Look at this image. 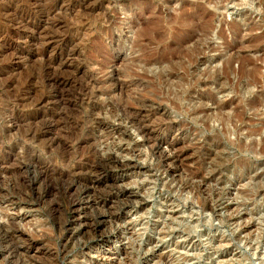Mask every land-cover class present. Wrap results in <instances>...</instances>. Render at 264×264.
<instances>
[{"label": "rangeland", "instance_id": "1", "mask_svg": "<svg viewBox=\"0 0 264 264\" xmlns=\"http://www.w3.org/2000/svg\"><path fill=\"white\" fill-rule=\"evenodd\" d=\"M29 1L0 0V264H264V0Z\"/></svg>", "mask_w": 264, "mask_h": 264}, {"label": "bare ground", "instance_id": "2", "mask_svg": "<svg viewBox=\"0 0 264 264\" xmlns=\"http://www.w3.org/2000/svg\"><path fill=\"white\" fill-rule=\"evenodd\" d=\"M32 1V0H31ZM31 1H29V2H31ZM36 1V0H35ZM70 1V0H69ZM85 1V0H84ZM91 1V0H90ZM243 1V3L244 4H246L247 6H248V2H247V0H242ZM33 2V1H32ZM43 2V1H42ZM83 2V1H82ZM241 2V1H240ZM251 2V1H250ZM34 3V2H33ZM63 3V2H62ZM87 3V2H86ZM263 3V0H260L259 1V6L261 5ZM35 4H36V2H35ZM99 4V3H98ZM101 4V3H100ZM243 5V4H242ZM250 7V6H249ZM62 8V7H61ZM51 9V8H50ZM51 11V10H50ZM55 11V10H54ZM33 12V11H32ZM31 12V13H32ZM48 12V11H47ZM52 12H53V10H52ZM34 13V12H33ZM32 15V14H31ZM34 15V14H33ZM35 15H36V13H35ZM39 15V14H38ZM52 15H53V13H52ZM263 15H264V13H263ZM40 16H41V14H40ZM34 17H36V16H34ZM47 17H49L48 15H47ZM41 18V17H40ZM43 19V18H42ZM46 20V19H45ZM44 21V20H43ZM36 22V21H35ZM43 24V23H42ZM46 24V23H45ZM51 38V37H50ZM56 38V37H55ZM51 39H53V38H51ZM50 39V40H51ZM49 40V41H50ZM56 40V39H55ZM54 40V41H55ZM52 43V42H51ZM58 44V43H57ZM51 46V45H50ZM54 46V45H53ZM56 47V46H55ZM59 52V51H58ZM62 57V56H61ZM53 66V65H52ZM63 66V65H62ZM162 70V69H161ZM160 72H158V74H159ZM162 75V74H161ZM161 78V77H160ZM215 78V77H214ZM216 81V80H215ZM205 82V81H204ZM208 82V81H207ZM210 82V81H209ZM213 82V81H212ZM220 82V81H219ZM225 82V81H224ZM240 82V81H239ZM238 82V83H239ZM249 82V81H248ZM206 83V82H205ZM204 83V84H205ZM217 83V82H216ZM245 83V82H244ZM255 83V82H254ZM202 84V83H201ZM223 84V83H222ZM228 84V83H227ZM230 84V83H229ZM237 84V83H236ZM257 84V83H256ZM213 85V84H212ZM217 85V84H216ZM247 85V84H246ZM201 86V85H200ZM219 86V85H218ZM229 86V85H228ZM231 86H233V85H231ZM235 86V85H234ZM242 86V85H241ZM245 86V85H244ZM257 86V85H256ZM206 87V86H205ZM225 87V86H224ZM227 87V86H226ZM225 87V88H226ZM230 87V86H229ZM236 87H238V86H236ZM239 87H240V85H239ZM249 87H252V86H249ZM248 87V88H249ZM184 88V87H183ZM182 88V89H183ZM217 88V87H216ZM242 88H243V86H242ZM242 88H240V89H242ZM247 87H245V89H246ZM247 88V89H248ZM186 89H187V87H186ZM185 89V90H186ZM221 89H223V87L221 88ZM220 89V90H221ZM229 89V88H228ZM231 89V88H230ZM236 89V88H235ZM246 89V90H247ZM224 90V89H223ZM243 90V89H242ZM225 91V90H224ZM237 91V90H236ZM245 91V90H244ZM189 92V91H188ZM238 92V91H237ZM240 92V91H239ZM220 93H222V92H220ZM226 93V92H225ZM241 93V92H240ZM110 94V93H109ZM184 94V93H183ZM199 94H201V93H199ZM198 94V95H199ZM213 94V93H212ZM231 94V93H230ZM239 94V93H238ZM181 95V94H180ZM211 95V94H210ZM214 95V94H213ZM225 95V94H224ZM241 95V94H240ZM242 95H243V92H242ZM255 95V94H254ZM244 96V95H243ZM243 96H242V99H243ZM256 96V95H255ZM258 96V95H257ZM211 97H213V96H211ZM215 97V96H214ZM241 97V96H240ZM254 97V96H253ZM261 98V97H260ZM194 100V99H193ZM210 100V99H209ZM248 100V99H247ZM200 101V100H199ZM206 101V100H205ZM211 101H213V100H211ZM253 101V99L250 101V102H252ZM255 101V100H254ZM258 102H259V100H258ZM172 103H174V102H172ZM198 103V102H197ZM256 103V102H255ZM176 104V103H175ZM199 104V103H198ZM201 104V103H200ZM227 103H224V102H218V103H216V113L215 114H213L214 112V109H213V113L211 112H209L210 114H207V115H205V120H214V119H217V121L219 120V121H221L220 123L221 124H223V126H224V128L227 130V129H229L228 128V124L230 123L229 121H231L233 118H234V115H232V114H229V113H224L222 110V108L226 105ZM253 104V103H252ZM251 104V105H252ZM196 104H194V106H195ZM202 105L203 106H201L202 108L204 107V106H206V105H204L203 103H202ZM250 105V106H251ZM125 106V105H124ZM193 106V109H191L192 108V106H191V110L193 111V112H199V111H202L203 109L200 107H198L199 105H197L196 107H194ZM249 106V107H250ZM254 106V105H253ZM183 109V108H182ZM253 109V108H252ZM187 111V110H186ZM191 111V112H192ZM205 112H208V111H205ZM226 112V111H225ZM190 113V112H189ZM134 114V113H133ZM192 114V113H191ZM195 115V114H194ZM197 115H199L198 113H197ZM198 117V116H197ZM203 117L204 116H202L201 118L203 119ZM194 118V117H193ZM200 118V119H201ZM197 119V118H196ZM242 119V118H241ZM137 120V119H136ZM218 121V122H219ZM250 121V120H249ZM210 122V121H209ZM235 122V121H234ZM201 123V122H200ZM219 123V124H220ZM137 124V123H136ZM55 125H57V124H55ZM245 125V124H244ZM246 126H248V125H246ZM258 126V125H257ZM264 125H262V127H263ZM101 127H102V125H101ZM136 128V131L141 135V136H145L146 134H147V129L145 128V127H143V126H141V125H137V127H135ZM254 128V127H253ZM241 129H243V128H241ZM240 129V130H241ZM250 129V128H249ZM248 129V130H249ZM223 130V129H222ZM262 130V129H261ZM225 131V130H224ZM235 131H237V130H235ZM254 131H257V130H254ZM254 131H249V134H252ZM230 133H231V131H229ZM248 132V131H247ZM262 132V131H261ZM226 133V132H225ZM224 133V134H225ZM237 133V132H236ZM239 133V132H238ZM242 133V132H241ZM248 134V135H249ZM247 135V136H248ZM237 136V135H236ZM257 136V135H256ZM259 138V137H258ZM243 139H246V137L245 138H243ZM253 139V138H252ZM255 139V138H254ZM260 139V142L261 143H259V145H260V147H259V153H264V136L263 137H261V138H259ZM241 140V139H240ZM248 141V145H246V147L245 148H248L247 146H253L254 145V141L253 140H248V139H246V141L245 142H247ZM255 141L257 142V140L255 139ZM241 142V141H240ZM259 142V141H258ZM239 143V142H238ZM245 144V143H244ZM247 144V143H246ZM152 145H154V143L152 144ZM239 146H240V144H238ZM257 145V144H256ZM255 145V146H256ZM258 146V145H257ZM242 147V146H241ZM239 148V147H238ZM255 149H257V148H255ZM98 154V153H97ZM262 155V154H261ZM179 157V154H174V155H171V157H170V159H177ZM131 164L130 163H124L123 164V166H130ZM80 168V167H79ZM204 179V178H203ZM192 181V180H191ZM202 181V180H201ZM203 183H204V181H202ZM88 184V183H87ZM90 184V183H89ZM96 185V184H95ZM71 187H73V185L71 186ZM83 187H84V185H83ZM197 188H199V186H197ZM71 189V188H70ZM69 189V190H70ZM94 189H96L95 188V186L94 185H86L84 188H81V191L83 192V193H85L86 194V196H88L91 192L93 193V191H94ZM121 192L123 193V195H126L127 194V192L126 191H124V190H121ZM90 196V195H89ZM88 198V197H87ZM199 207L203 210L205 207H206V204L205 203H199ZM208 207V206H207ZM211 206H209V208H210ZM70 208L73 210V211H77V210H79L80 209V205H78V203H74V202H72L71 203V205H70ZM103 212V211H102ZM101 212V213H102ZM108 217L109 218H115V219H119L120 218V215L119 214H116V213H111V212H108ZM76 222H79V226H78V223H77V225H75L76 224ZM83 223L84 222H82L81 221V219H80V216H76L74 219H71L70 221L68 220H65L64 222H62L60 225H58V227L56 228V230H57V232H58V234H59V236L60 237H62L63 238V240L65 241V242H69L70 243V241H72L73 239H75V238H77V236H79L80 235V230H79V227H81V225H83ZM103 223V221L102 220H100V219H98V220H95V222H93V224H91V223H89V225L91 224L93 227H94V231H93V235H95L96 233H97V229H98V225H100V224H102ZM88 225V224H87ZM78 226V227H77ZM22 236V235H21ZM73 242V241H72ZM65 244V243H64Z\"/></svg>", "mask_w": 264, "mask_h": 264}]
</instances>
